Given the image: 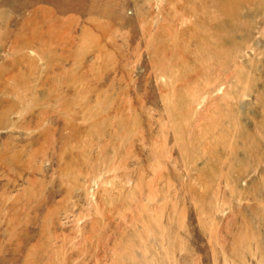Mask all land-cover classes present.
Returning <instances> with one entry per match:
<instances>
[{"label": "rangeland", "instance_id": "374dc122", "mask_svg": "<svg viewBox=\"0 0 264 264\" xmlns=\"http://www.w3.org/2000/svg\"><path fill=\"white\" fill-rule=\"evenodd\" d=\"M0 264H264V0H0Z\"/></svg>", "mask_w": 264, "mask_h": 264}]
</instances>
